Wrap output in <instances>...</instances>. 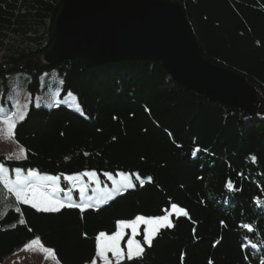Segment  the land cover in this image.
<instances>
[{
	"label": "trees",
	"instance_id": "trees-1",
	"mask_svg": "<svg viewBox=\"0 0 264 264\" xmlns=\"http://www.w3.org/2000/svg\"><path fill=\"white\" fill-rule=\"evenodd\" d=\"M169 1L182 4L202 57L255 88V115L183 89L159 62L46 65L41 58L61 0H0V79L26 74L32 100L14 138L26 158L0 156V164L58 176L63 192L64 177L90 172L102 186L109 185L105 175L118 173L135 184L84 213L15 204L0 215V233L31 229L59 264H91L99 232L112 234L117 221L137 215H163L175 203L189 217L172 216V229H162L151 248L144 245L140 259L122 264H264V0ZM51 71L62 80L61 97L71 93L80 114L34 106L40 78ZM70 193L78 201L77 191ZM142 234L143 227L136 238Z\"/></svg>",
	"mask_w": 264,
	"mask_h": 264
},
{
	"label": "water",
	"instance_id": "water-1",
	"mask_svg": "<svg viewBox=\"0 0 264 264\" xmlns=\"http://www.w3.org/2000/svg\"><path fill=\"white\" fill-rule=\"evenodd\" d=\"M79 60L86 68L159 62L183 89L255 115L258 96L243 76L202 57L183 6L169 0H61L46 65Z\"/></svg>",
	"mask_w": 264,
	"mask_h": 264
},
{
	"label": "snow or ice",
	"instance_id": "snow-or-ice-1",
	"mask_svg": "<svg viewBox=\"0 0 264 264\" xmlns=\"http://www.w3.org/2000/svg\"><path fill=\"white\" fill-rule=\"evenodd\" d=\"M27 113L24 111L19 112L15 117L9 116L4 119L3 123L6 125L7 137L15 138V129L18 121H23ZM197 149L193 152V156L196 155ZM16 159L26 158L25 149L21 147L19 149V155ZM255 160V157H253ZM84 175L95 176V173H84ZM58 176H45L38 177L36 172H29L28 176L21 179L17 177L15 180H10L7 175V169L0 164V183L8 190L9 193L14 194L18 203L29 205L37 212L43 213H58L64 208H78L81 213H84L87 209H98V207L108 204L110 200L114 199L117 194H122L123 191L132 189L135 187L132 179L128 176H123L120 181H113L114 187L111 190L101 189L99 182L97 181V187L93 189L95 193H100L97 196L86 197L87 185L79 187V193L81 197L80 203H75L69 196L67 199H61L58 195L63 189L59 186ZM81 177L66 176L65 180L70 184L73 182H79ZM136 181L140 182L143 186L144 181L139 175L135 176ZM151 181V178H148ZM227 188L233 189V184L228 182ZM67 195V194H66ZM171 210L166 211L163 215L155 217H145L144 215H137L130 220H120L116 222V230L112 234H106L101 231L95 237V257L101 261L102 264H122L127 261H133L134 259H140L145 252L144 245L151 248L153 246L154 239L160 234L162 229H172L175 225L170 217L174 216L179 218L189 217V213L175 203L171 204ZM16 212H21L19 207H16ZM26 221L22 218L19 219V224L23 225ZM223 223V222H222ZM16 225L13 224L12 227ZM143 226L142 240L136 237L140 235V229ZM31 231V229H29ZM249 226V231H251ZM128 236L126 241V250L121 247V242L124 241L125 236ZM32 244H39L40 240L37 238L31 241ZM216 243H219L217 241ZM43 247V246H42ZM254 248L255 245H252ZM28 245L24 246L27 250ZM45 253H52L51 248L43 247ZM111 254V256L109 255ZM96 264V260L93 261ZM211 264V262H210Z\"/></svg>",
	"mask_w": 264,
	"mask_h": 264
},
{
	"label": "rangeland",
	"instance_id": "rangeland-1",
	"mask_svg": "<svg viewBox=\"0 0 264 264\" xmlns=\"http://www.w3.org/2000/svg\"><path fill=\"white\" fill-rule=\"evenodd\" d=\"M28 82L29 77L23 73H15L5 77L4 79H0V119L7 118L9 116L15 117L21 111H24L26 113L28 112V109L32 104V100L28 92ZM62 86V80L56 71H51L49 73L44 74L40 78V90L33 101L34 106L36 108H44L50 110L53 108L54 105H57V107H67L72 112L80 114L81 109L77 104L76 98L71 93L67 94L64 97H61ZM20 122L22 121H18L17 124ZM3 126H0V156L4 157L8 161H18V159H16L15 157L19 155L20 146L17 145L16 147L14 144V139L7 137V133L5 131L6 125ZM123 176L130 177L129 175L122 173H118L116 176L107 175L108 182L110 181L111 185H106L104 186V188H102V185L100 184V181L96 174L94 177L86 175L89 182L95 184L94 189L97 187L96 182L98 181L99 187L101 189L107 190H111L114 187L113 181H120ZM90 183L86 184L88 190L92 189L93 187ZM88 190L85 193L86 197L91 196V194L93 195V197L100 195V193H95L94 191L90 194ZM129 190L132 189H128L126 191ZM77 191H79L78 187ZM118 195L119 194H117L115 197H117ZM64 197L65 198H62V196H60L61 199L68 198V196ZM70 197L75 203H78L71 193ZM100 263L102 264L101 261Z\"/></svg>",
	"mask_w": 264,
	"mask_h": 264
},
{
	"label": "crops",
	"instance_id": "crops-1",
	"mask_svg": "<svg viewBox=\"0 0 264 264\" xmlns=\"http://www.w3.org/2000/svg\"><path fill=\"white\" fill-rule=\"evenodd\" d=\"M53 107H57V105H54ZM4 119L5 118L0 119V123H1L0 126L5 125L3 123ZM14 144L17 147L18 144L16 142ZM23 159H18V160H23ZM29 172H36V171L23 172L21 170L9 171L7 169V175L10 180H15L17 177H20L21 179H23L28 176ZM37 176L45 177L47 175H37ZM81 177L82 179H80L79 182H73L70 184L68 181H66L68 183L69 190L64 191V192L62 191L58 195L62 196V198H65L64 196L69 197L70 191H77V187L79 188L82 185H86L90 183L86 175L82 174ZM105 177L108 180L107 175H105ZM58 183L60 186V181ZM90 184L93 187L92 189H89V190L87 188V190L91 194L93 192L95 184L94 183H90ZM109 185H111L110 181H109ZM101 187L104 188V186H101ZM77 193H78L77 202L80 203L81 202L80 193L79 191H77ZM91 196L93 195L91 194ZM15 204H22V203H18L15 199L14 194L9 193L8 190L3 186V183H0V215L14 208ZM26 206H29V205H26ZM35 239L37 238L27 228H22L21 230L15 231V232L0 233V259H2L1 264H59V262L56 260L54 255L45 253L43 251V247L41 243L39 244L31 243V241ZM25 245H28V249L22 250L24 249ZM13 250L15 251L13 252ZM109 255L111 256V254ZM96 264H101V263L99 260H97Z\"/></svg>",
	"mask_w": 264,
	"mask_h": 264
}]
</instances>
